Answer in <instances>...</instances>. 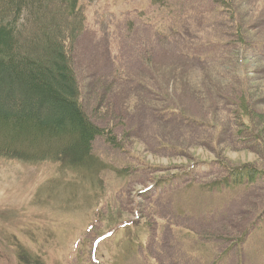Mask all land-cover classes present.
<instances>
[{"label": "rangeland", "instance_id": "374dc122", "mask_svg": "<svg viewBox=\"0 0 264 264\" xmlns=\"http://www.w3.org/2000/svg\"><path fill=\"white\" fill-rule=\"evenodd\" d=\"M81 8L73 55L84 110L117 147L94 139L99 178L97 163L71 165L74 151H9L36 161L0 153V264H264V174L204 189L224 166H264V122L233 106L264 111V0ZM137 215L150 226L132 239L121 227L92 249Z\"/></svg>", "mask_w": 264, "mask_h": 264}, {"label": "trees", "instance_id": "16d2710c", "mask_svg": "<svg viewBox=\"0 0 264 264\" xmlns=\"http://www.w3.org/2000/svg\"><path fill=\"white\" fill-rule=\"evenodd\" d=\"M230 4L235 8L232 1ZM84 18L79 0H0V99L13 105L9 112L0 102V153L36 161L62 159L65 152L74 151L80 154L79 160H70L71 165L91 168L97 163L99 178L106 165L91 152L94 139L102 135L115 147L118 141L109 129L96 126L84 110L73 55ZM242 102L233 106L264 122V111L251 114ZM66 125L70 129L64 130ZM13 149L42 153L34 159L23 150L9 152ZM241 167L254 168L249 163ZM235 181H240L238 174ZM120 223L132 235L133 228L138 233L147 225L141 216Z\"/></svg>", "mask_w": 264, "mask_h": 264}]
</instances>
